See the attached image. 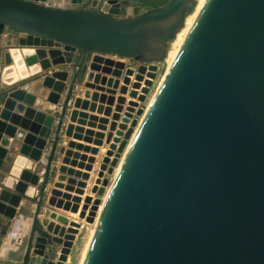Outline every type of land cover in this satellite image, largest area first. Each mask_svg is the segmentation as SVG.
I'll list each match as a JSON object with an SVG mask.
<instances>
[{"label":"water","instance_id":"95a60500","mask_svg":"<svg viewBox=\"0 0 264 264\" xmlns=\"http://www.w3.org/2000/svg\"><path fill=\"white\" fill-rule=\"evenodd\" d=\"M44 1L0 0V36L13 30L24 48L65 51L67 64L80 56L76 69L43 80L60 113L34 108L24 129L27 102L8 96L0 111V168L19 141L10 174L33 193L40 178L26 167L52 141L33 213L0 186L4 214L16 217L13 258L65 264L81 224L52 207L94 223L108 176L144 115L82 264H264V0H206L146 112L139 102L196 0H94L89 8ZM129 5L138 12L124 15ZM63 132L69 140L60 145ZM91 143L108 150L91 190L99 197L88 194L81 206L100 153ZM58 155L62 164L53 168ZM56 243L58 262L47 255Z\"/></svg>","mask_w":264,"mask_h":264},{"label":"rangeland","instance_id":"374dc122","mask_svg":"<svg viewBox=\"0 0 264 264\" xmlns=\"http://www.w3.org/2000/svg\"><path fill=\"white\" fill-rule=\"evenodd\" d=\"M54 1H58V2L61 1L63 3H74L76 0H45L44 2L47 4H54ZM75 5L78 7H83L79 4H75ZM84 7L89 8V7H91V5L87 4ZM137 12H138V10L135 9L131 13V15H134ZM20 36H24V35H21L20 33H17L13 30L10 33L3 34L2 36H0V111L3 108V105L5 103L6 98L8 96H12L14 90L20 89V90H23V91L29 93V95H30L29 96V101H30L29 105H31V107H33L35 109H40V110L49 112L50 114L55 116L57 113L61 112V107L58 104L52 105L48 101L47 97L49 96L51 90L43 85V80L45 79V77L47 75H50L55 70L66 69V67H68V66H72V67H74V69H76L78 66L80 56L74 58L73 64L57 63L53 60V57H52L51 50H53V49L24 48V47L20 46L18 43V39L20 38ZM62 53L64 55V58L68 55V53H66L65 51H62ZM7 55L11 58V65L7 64ZM121 60H124V59H121ZM125 63H127L128 67H133V68H135L138 64L136 61L131 60V59H127L125 61ZM168 65L169 64L166 60H163L162 62L157 63L158 68H157V72H156V78L154 79L153 85L151 86L150 91L146 96V100L144 102H139V107L145 106V108L143 107L144 110L147 109L148 105L150 104L151 100L153 99V96L156 93V91H157V89L161 83L162 78H164V75L167 72ZM19 67L23 68L24 72H26V75H24L25 77L24 76L22 77V75H20V73L16 72V71H19ZM6 68H9V69H7L5 71ZM4 71H5V74H4ZM13 71L15 74L12 73ZM3 75H4V78H3ZM10 77H12V78L9 79ZM131 78L134 81V76H132ZM4 80H6V81H4ZM142 86L144 87V84H142ZM84 90H85L84 84H80L77 87V89L75 90V95L81 96ZM141 90L142 89H139V94H141ZM18 100L23 101V99H20V98ZM54 108H55V110H54ZM141 118L139 119V123H140ZM67 122H68V120H67ZM26 124H28V120L25 118L23 121L22 128L25 129ZM136 128H135V130H136ZM134 133H135V131H134ZM19 136L20 137H18V138H22L21 135H19ZM133 136H134V134H133ZM133 136L131 137V139L133 138ZM67 139L68 138L66 137L65 133L63 132L61 135V138H60V145H64L65 141ZM131 139L129 140V143H130ZM51 142L52 141H50L49 145L47 146L45 153H44L45 155H43L42 160L40 162H37L34 164L29 162L27 167H26L29 171L33 170L34 173L36 175H38L40 178L39 183H37V185H35L36 190H34V193H33V188H29L25 183L20 182L17 179L16 180L15 179H9L7 181V184L13 188L12 190L15 193L20 194L22 196L23 203L21 204V208H28L29 205H31L32 203L34 204L37 202V193H38L37 188L43 183V175L45 173V167H46V164L48 162L49 152L51 150L50 149ZM129 143H128L124 153L126 152L128 146H129ZM84 144H88V143H84ZM91 146H94V145L91 144ZM19 147H20V142L14 141L12 146L9 149L8 155L6 157V160L4 161L3 166L0 168V186H2V187H7L5 185L6 178L12 177L10 174V170L13 166L15 158L19 155ZM98 148H100V153L97 156V163H96L94 170L92 172L91 179H90V181H88L87 187L84 188V193L82 194L83 201L81 203V206L84 204V199L88 194L92 195L93 198L99 197L98 194H93L91 192V190H92V187L94 186L95 180L97 178V173L100 169V164L102 162V158L105 156V153L108 150V147L107 146H99ZM124 153L122 154V156L119 160V163H120ZM61 164H62V155H58L53 160V168H56L57 166H60ZM29 171H27V172H29ZM108 177L110 179H112L113 175L108 176ZM12 178H14V177H12ZM55 181H56L55 178H52L49 181V184H48L47 190H46V194H45L46 199H45V203L43 206L44 208L51 207L47 201H48V198L52 194L51 193L52 189L55 188L54 187ZM107 189H108V187H107ZM22 191L24 193L29 194V195H32V194L33 195L31 197L26 196V195L20 193ZM73 194H75V193H73ZM104 197H105V194L102 197V202H103ZM101 205H102V203H101ZM101 205H100V207H101ZM100 207L98 209V213H99ZM52 208L55 210H58L60 213L68 215L73 221L81 224V226L78 228L79 229L78 233L75 235V239L73 241V246H72L71 251H70V253L67 257V260L65 262V264H80L82 257H83V252L85 251V248L88 244L91 233L95 227V223L97 220L98 213H97L95 222L91 223V222H88L86 219L80 218V212L79 213H73L71 211H64L63 209H57L55 207H52ZM1 209H2V205L0 204V210ZM43 214L44 213L41 214V217L43 216ZM1 241L2 240L0 239V243H1ZM62 247H63V245L58 244V243H56L54 245H50L48 247V250H47L48 258L50 260H53L54 262H58ZM16 264H23V263L18 262Z\"/></svg>","mask_w":264,"mask_h":264},{"label":"bare ground","instance_id":"6f19581e","mask_svg":"<svg viewBox=\"0 0 264 264\" xmlns=\"http://www.w3.org/2000/svg\"><path fill=\"white\" fill-rule=\"evenodd\" d=\"M205 2H206V0H196V6H195L194 10H193L190 14L187 15V18H186V20H185L184 26L178 31L177 36L175 37V39L172 40V41L169 43L168 51H167V56H166V59H165V60L168 62V64H169V65H168L167 72H168V70L170 69V67L173 65L174 61L176 60V58H177V56H178V54H179V52H180V50H181V48H182V46H183V44H184V42H185L187 36L189 35V33H190V31L192 30V28H193L195 22L197 21V19H198L200 13H201V11H202V9H203V7H204ZM51 52H52L53 60H54L55 62H57V63H64V62H65L64 55H63V53H62L61 50L53 49V50H51ZM18 65H19V64H18ZM22 67H23V66H22ZM16 72H17V73H20V75H22V77H23L24 75H26V72H24V69L21 68V67H19V71H16ZM167 72H166V73H167ZM12 73L15 74L14 71H13ZM165 76H166V74L164 75V78H165ZM12 77H13V76H12ZM12 77H10V79H11ZM24 77H25V76H24ZM164 78H162L161 83H162V81L164 80ZM161 83H160V85H161ZM160 85H159V87H160ZM159 87H158V88H159ZM157 90H158V89H157ZM156 92H157V91H156ZM155 94H156V93H155ZM155 94H154V96H155ZM29 96H30L29 93H27V92H25V91H23V90H20V89L14 90V91H13V95H12L13 98H15V99H19V98H20V99H23V101L27 102L28 104L30 103V101H29ZM154 96H153V98H154ZM30 99H31V98H30ZM33 100H34V99H33ZM152 100H153V99H152ZM152 100H151V102H152ZM151 102H150V104H151ZM150 104L148 105V107H147V109L145 110V112L148 110ZM54 110H55V108H54ZM34 115H35V109H34L33 107H31V105H30L29 108H28L27 111H26V114H25V118L28 120V124H26L25 129H26L27 127H29V124H30L32 118L34 117ZM99 116H100V117H104V116H102V115H99ZM143 116H144V115H143ZM143 116H142V118H143ZM142 118H141V120H142ZM141 120H140V122H141ZM110 121H112V118L110 119ZM139 124H140V123H139ZM139 124H138V126H139ZM109 126H110V124H109ZM138 126H137L136 130L138 129ZM96 130H97V129H96ZM136 130H135V132H136ZM19 135H20V134H19ZM19 135H18V137H20ZM134 135H135V133H134ZM21 137H23V136L21 135ZM133 137H134V136H133ZM131 141H132V139H131ZM131 141H130V143H131ZM130 143H129V146H130ZM91 144L94 145V146H92V147H96V146L99 147V145H95L94 143H91ZM91 144H90V146H91ZM129 146H128V148H129ZM128 148H127V150H128ZM127 150H126V152H127ZM126 152L124 153V155H123V157H122V159H121L119 165L117 166V168H116V170H115V172H114V174H113V177H112V179H111V181H110V184H109V186H108V189H107V191H106V193H105V197H104V199H103L102 205H101V207H100V210H99V213H98V216H97V220H96V223H95V227H94V229H93V231H92V233H91V236H90V239H89V241H88V244H87V246H86V248H85V251L83 252V257H82V260H81V263H80V264H82V262H83V260H84V257H85V255H86V252H87L88 246H89L90 241H91V238H92V236H93V234H94V231H95V229H96L97 223H98V221H99V217H100L101 210H102V208H103L104 202H105L106 197H107V195H108V193H109V191H110V189H111V186H112V184H113V182H114V180H115V178H116V175H117V173H118V171H119V168H120V166H121V164H122V162H123V159H124V157H125V155H126ZM0 164H1V160H0ZM22 192H23V191H22ZM83 193H84V192H83ZM21 209L26 210L27 212H31V213H33V212H34V209H35V205H34V204H31V205H29L28 208H21Z\"/></svg>","mask_w":264,"mask_h":264},{"label":"crops","instance_id":"0c3cea01","mask_svg":"<svg viewBox=\"0 0 264 264\" xmlns=\"http://www.w3.org/2000/svg\"><path fill=\"white\" fill-rule=\"evenodd\" d=\"M94 0H76L72 4H79L81 6H86L87 4H90L92 6ZM137 9L135 6L129 5L125 8L123 14L124 15H131V13ZM45 155V154H44ZM9 179H15L12 177L6 178L5 185L10 187V185L7 184V181ZM19 181V180H18ZM23 203V201H22ZM2 209L0 210V239L2 240L0 243V264H16L18 262H21V260H17L16 258H13L12 254L16 253V240L11 238L12 231L14 229V220L16 217L9 218L7 215L4 214L3 210L5 209L6 205L1 203ZM33 204V203H32ZM35 204V203H34ZM21 209V207L19 208ZM17 215V213H16ZM15 215V216H16ZM22 236V234H21ZM20 239H18L19 241ZM10 247V248H8ZM24 253V251H23Z\"/></svg>","mask_w":264,"mask_h":264},{"label":"built area","instance_id":"2783aa9c","mask_svg":"<svg viewBox=\"0 0 264 264\" xmlns=\"http://www.w3.org/2000/svg\"><path fill=\"white\" fill-rule=\"evenodd\" d=\"M105 58H111V59H113V60H115V61H120L121 59H124V60H121V61H123V62H125L127 59L126 58H120V57H118V56H116V55H105ZM126 65H127V63H125ZM128 67V66H127ZM141 107H144L145 108V106H141ZM130 126V125H129Z\"/></svg>","mask_w":264,"mask_h":264},{"label":"trees","instance_id":"16d2710c","mask_svg":"<svg viewBox=\"0 0 264 264\" xmlns=\"http://www.w3.org/2000/svg\"><path fill=\"white\" fill-rule=\"evenodd\" d=\"M141 5H142L143 7H149V6H154V5H158V4L151 3V2H146V1H142V2H141Z\"/></svg>","mask_w":264,"mask_h":264}]
</instances>
